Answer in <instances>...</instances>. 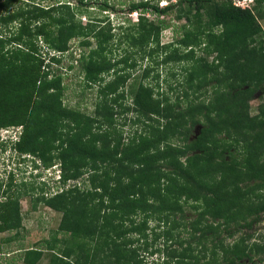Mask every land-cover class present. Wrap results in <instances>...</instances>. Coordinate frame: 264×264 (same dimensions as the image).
Returning a JSON list of instances; mask_svg holds the SVG:
<instances>
[{"label": "trees", "instance_id": "16d2710c", "mask_svg": "<svg viewBox=\"0 0 264 264\" xmlns=\"http://www.w3.org/2000/svg\"><path fill=\"white\" fill-rule=\"evenodd\" d=\"M47 1L0 4V131L16 129L15 139L0 132V144L34 158L42 172L54 167L60 184L31 196L34 209L43 203L62 218L53 240L19 247L23 263L39 264L49 250L50 264H150L141 251L161 238L163 249L150 251L165 254L161 264H245L264 255V235L251 243L250 232L264 220V104L257 114L250 107L264 90V0H131L136 20L117 26L92 15L81 20L90 7L115 10L109 0ZM175 19L185 22L173 44L162 43ZM74 39L85 81L80 95L96 93L91 111L64 101ZM129 47L150 58L131 86L127 69L138 60ZM113 48L121 51L114 56ZM157 49H166L162 60ZM173 63L183 72L169 85L175 99L149 80L156 71L159 81V66ZM124 125L137 127L125 134ZM8 190L0 192V232L22 227L20 199L29 194ZM188 204L196 217L187 218ZM129 232L144 245H134Z\"/></svg>", "mask_w": 264, "mask_h": 264}, {"label": "rangeland", "instance_id": "374dc122", "mask_svg": "<svg viewBox=\"0 0 264 264\" xmlns=\"http://www.w3.org/2000/svg\"><path fill=\"white\" fill-rule=\"evenodd\" d=\"M3 0H0V4ZM96 2V0H93ZM137 1V0H136ZM158 1V0H153ZM55 2L53 1H47L45 2V5H48L49 3ZM109 2H112L115 5V10H102L100 7H90V10L88 13L82 14V22H87L89 15H92V17L96 18H107L109 22L112 23V26H117L118 24H126L128 21H134L136 20L138 16V12H130L129 11V5L131 0H109ZM160 5H166L168 3L167 0H159ZM3 10V9H2ZM2 10L0 9V15ZM137 15V16H136ZM148 16L150 18H156L157 15L152 14V11H148ZM171 17V16H170ZM172 18V17H171ZM174 25H171L168 28H165L162 30L161 40L162 43L165 44H173L171 43L172 40H174V37H176V33L174 30H177L181 23L185 22V20L177 21L176 19L173 20ZM261 24L264 26V19L261 20ZM176 27V28H175ZM74 42L76 44L75 51L73 52L74 59L72 60H66L65 64L67 67V64L70 62L73 63V66L71 69H68L64 72L65 77H68L69 81L66 87L65 91V97L64 101L66 103H69L71 105H77L80 104L83 108L88 109L89 111L93 110L94 104L96 101V93L95 90L89 89L86 93V96L80 95V90L84 86V79L83 74L80 69V49L78 48V40L74 39ZM130 52L134 54V57L138 60V66L135 70L127 69L128 71H131V76L129 79V85L131 86L134 81L137 83L138 79L141 77V72L145 65H147L150 62L149 56L142 58V51L140 48H132L129 47ZM147 51L150 50L149 47L145 46ZM114 50V56L117 54L120 50V48H113ZM166 50V49H165ZM164 50V51H165ZM163 49H157L154 52V56L160 55L159 60L163 59L165 57V52ZM199 51V50H198ZM197 51V52H198ZM214 54L209 56V60H212L214 58ZM149 58V59H148ZM64 64V65H65ZM63 65V66H64ZM159 70L161 72L159 81L153 77L154 73H151L149 76L150 82H152V85L155 87L156 90L166 91L173 97L172 99H175L176 97V90H169V85L172 84L173 86H176L175 82H178L179 79H182L183 72L181 70V66L179 64H163L159 66ZM152 79V80H151ZM148 80V79H147ZM159 84V85H157ZM128 89V103L133 102V94L131 93L129 87ZM168 90V91H167ZM264 104V90H260L256 93L254 96V99H252L250 103L251 107V113L257 114L259 112L260 105ZM130 116H133L132 113H129ZM125 117H121L119 119V123L123 124ZM137 127V125H134L133 127L131 125H124L123 129L125 130V134L131 133L134 131V128ZM199 129H197L198 132ZM1 135L3 139L11 138L15 139L16 129L8 127L7 130L1 129ZM11 143L8 142H2L0 144V192H3L5 189L8 190V193L13 194L14 196L18 194V191L25 192L29 191L28 195H24L21 197L20 201V212L22 214V227L17 230H11L7 232H0V263L3 264H26L23 263L22 257L20 254L23 253V250L20 251L19 247H30V246H36L37 244H44L45 239H51L53 240V236H55V232L57 231V228L59 227L62 213L52 209L51 207L43 204L38 203L37 207L33 208V198L31 197L32 194L35 192L40 191V186L44 187L45 190L50 192H55L59 189V183H57V175L55 173L54 167H51L49 169H43V172L40 168H36L34 164H38L34 158L28 157L26 159H23L24 156H16L15 151L11 148ZM22 158V159H21ZM20 159V161H18ZM36 162V163H35ZM10 173L13 175V184L9 186V176ZM43 182H46V186L43 184ZM79 184H82V180H79ZM75 183V182H71ZM83 185V184H82ZM35 187V189H31V187ZM264 194V190H260ZM36 194V193H35ZM34 194V195H35ZM4 200L3 197H1L0 202ZM185 212L187 218H194L196 217L197 211L191 207L190 204H188L185 207ZM136 219V222L141 221V215L134 216ZM149 226H157L159 225L158 222L154 217L149 218ZM129 223V222H128ZM126 224V226L128 225ZM162 230V228H159ZM157 230L156 232L159 233L160 230ZM182 231V239L188 240L189 238V229L181 228ZM244 230L240 233H237L234 235V237L228 238L230 242H234L237 236L243 235ZM253 239L252 242H262V236L264 235V220L257 225L252 231ZM63 234H59V238H61ZM12 238V240L7 241V238ZM155 235L150 234L149 238L151 243L154 240ZM127 238H132L135 240L134 245L136 246H143V236L139 235L136 232H129L127 234ZM162 239V238H161ZM159 239L155 242L154 246L149 247L146 251H141L142 255L145 256L146 261H148L150 264H161L164 260V253L156 252L152 254L151 249L158 250L159 248L163 249V245L165 244L164 241ZM6 240V241H5ZM43 242V243H42ZM22 252V253H21ZM53 252L49 250L44 251V255L40 261L39 264H50L51 256ZM245 264H264V255L261 257H254L253 260H245Z\"/></svg>", "mask_w": 264, "mask_h": 264}, {"label": "built area", "instance_id": "2783aa9c", "mask_svg": "<svg viewBox=\"0 0 264 264\" xmlns=\"http://www.w3.org/2000/svg\"><path fill=\"white\" fill-rule=\"evenodd\" d=\"M251 1H253V0H237L235 3L245 6V5H248L249 2H251Z\"/></svg>", "mask_w": 264, "mask_h": 264}, {"label": "clouds", "instance_id": "9594fccd", "mask_svg": "<svg viewBox=\"0 0 264 264\" xmlns=\"http://www.w3.org/2000/svg\"><path fill=\"white\" fill-rule=\"evenodd\" d=\"M237 0H235V2H236ZM234 2V3H235ZM236 4V3H235ZM251 4H254V0L253 1H251V2H249V4L248 5H251ZM236 5H241V4H236ZM248 5H245V6H248ZM243 6V5H242ZM137 12V11H136ZM137 16V15H136Z\"/></svg>", "mask_w": 264, "mask_h": 264}]
</instances>
